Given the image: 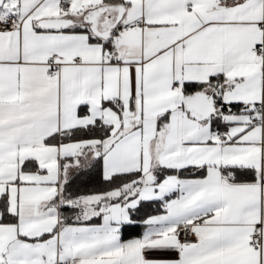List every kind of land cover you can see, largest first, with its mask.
<instances>
[{
	"label": "snow or ice",
	"instance_id": "snow-or-ice-1",
	"mask_svg": "<svg viewBox=\"0 0 264 264\" xmlns=\"http://www.w3.org/2000/svg\"><path fill=\"white\" fill-rule=\"evenodd\" d=\"M0 264H264V0H0Z\"/></svg>",
	"mask_w": 264,
	"mask_h": 264
},
{
	"label": "trees",
	"instance_id": "trees-1",
	"mask_svg": "<svg viewBox=\"0 0 264 264\" xmlns=\"http://www.w3.org/2000/svg\"><path fill=\"white\" fill-rule=\"evenodd\" d=\"M130 231H132V232H139V229L138 228L137 229H132Z\"/></svg>",
	"mask_w": 264,
	"mask_h": 264
}]
</instances>
